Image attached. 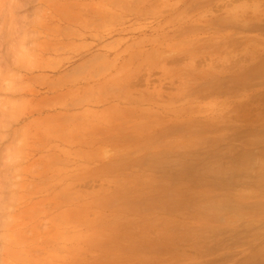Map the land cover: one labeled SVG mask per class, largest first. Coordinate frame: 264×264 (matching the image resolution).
<instances>
[{
	"label": "rangeland",
	"instance_id": "rangeland-1",
	"mask_svg": "<svg viewBox=\"0 0 264 264\" xmlns=\"http://www.w3.org/2000/svg\"><path fill=\"white\" fill-rule=\"evenodd\" d=\"M96 55L101 157L37 119ZM0 264H264V0H0Z\"/></svg>",
	"mask_w": 264,
	"mask_h": 264
},
{
	"label": "crops",
	"instance_id": "crops-1",
	"mask_svg": "<svg viewBox=\"0 0 264 264\" xmlns=\"http://www.w3.org/2000/svg\"><path fill=\"white\" fill-rule=\"evenodd\" d=\"M97 57L102 56H87L68 63L58 72L44 74L46 93L39 95L37 100L50 103L46 107L53 110L38 114L37 119L51 117L54 121L57 118L52 128L61 134L54 137L64 143V147L98 150L101 157L106 149L122 147L112 144L110 138L125 128L127 117L125 104L119 103L122 107L118 110L112 108L116 100L107 96L109 83L116 80V70L110 67L113 60L97 62ZM93 61L95 65L91 66Z\"/></svg>",
	"mask_w": 264,
	"mask_h": 264
}]
</instances>
